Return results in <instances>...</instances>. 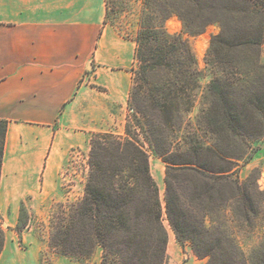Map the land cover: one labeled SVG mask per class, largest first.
<instances>
[{"label":"trees","instance_id":"trees-1","mask_svg":"<svg viewBox=\"0 0 264 264\" xmlns=\"http://www.w3.org/2000/svg\"><path fill=\"white\" fill-rule=\"evenodd\" d=\"M171 17L180 21L179 33L167 31ZM212 24L218 32L205 54L212 76L192 123L201 74L183 35L197 36ZM133 40L124 135L89 134L83 195L58 205L50 245L82 264L96 249L100 264H166L165 216L176 242L190 243L207 264H264V245L246 256L225 228L206 226L230 203L244 219L255 211L236 171L264 134V0H141ZM6 128L0 119V174ZM149 152L165 164L163 202ZM23 213L21 205L20 226ZM2 238L0 231V250Z\"/></svg>","mask_w":264,"mask_h":264},{"label":"crops","instance_id":"crops-1","mask_svg":"<svg viewBox=\"0 0 264 264\" xmlns=\"http://www.w3.org/2000/svg\"><path fill=\"white\" fill-rule=\"evenodd\" d=\"M105 20L106 0H0L1 207L59 195L68 154L126 109L135 42Z\"/></svg>","mask_w":264,"mask_h":264},{"label":"rangeland","instance_id":"rangeland-1","mask_svg":"<svg viewBox=\"0 0 264 264\" xmlns=\"http://www.w3.org/2000/svg\"><path fill=\"white\" fill-rule=\"evenodd\" d=\"M107 2L109 13L105 20L106 23L112 26L121 36L133 40L138 29L141 0H107ZM165 27L169 33H179L181 31V23L176 17L167 19ZM217 32L218 26L212 24L197 36L183 35L194 51L197 68L201 74L195 105L189 114L192 123L195 122L196 115L206 102L203 95L207 90L212 73L205 65V54L211 36ZM261 60L264 62L262 57ZM135 67L134 61L132 72ZM127 114L128 106L126 105V109L121 115L115 118L104 130L123 136ZM200 134L204 142H209V134L202 131ZM251 147L252 158L247 163L240 164L236 174L240 182L245 183L252 192L255 211H248L246 213L247 219H244L243 213L237 207L238 205L230 203L224 212L217 211L213 213L211 218H206V226L209 229L225 228L227 233L232 234L246 256L254 255L264 245V134L252 142ZM88 153L89 144L87 151L72 150L68 154L60 171L59 195L49 197L38 205L31 204L26 199L20 203L16 210H13L10 206H0V231L3 237L0 257H2L5 247L10 256L15 259L16 263L14 264H27L35 253L37 254L38 264H54L58 258L65 262L70 260L79 263L73 258L60 255L50 245L49 240L52 230L51 222L57 213L58 205L60 203L75 202L83 195L88 173ZM149 163L151 174L158 184L160 199L163 202L165 164L151 153L149 154ZM21 205L24 206V213L20 226L18 216ZM163 218L169 237L166 264H207L208 257L198 258L194 254L190 243L185 242L180 246L176 242L165 216ZM100 258L101 252L96 249L89 261L83 264H100Z\"/></svg>","mask_w":264,"mask_h":264}]
</instances>
